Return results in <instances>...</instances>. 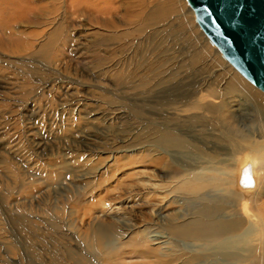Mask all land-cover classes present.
Segmentation results:
<instances>
[{"label": "rangeland", "instance_id": "rangeland-1", "mask_svg": "<svg viewBox=\"0 0 264 264\" xmlns=\"http://www.w3.org/2000/svg\"><path fill=\"white\" fill-rule=\"evenodd\" d=\"M237 143L257 173L264 93L186 0H0V264H229L178 233L215 190L179 184Z\"/></svg>", "mask_w": 264, "mask_h": 264}, {"label": "bare ground", "instance_id": "bare-ground-1", "mask_svg": "<svg viewBox=\"0 0 264 264\" xmlns=\"http://www.w3.org/2000/svg\"><path fill=\"white\" fill-rule=\"evenodd\" d=\"M211 43L213 44V42ZM221 56L227 61V59L222 54ZM233 68L239 74H241L235 67ZM242 76L253 86L264 93L261 88L248 80L244 75ZM253 93L256 94L254 96L260 95L257 92ZM251 96L253 95L251 94ZM260 96L263 98L262 95ZM253 144H256L255 141ZM253 144H232V147L228 149L226 158H224V160H214L211 162V160L208 159L204 161L202 160L201 163L199 161L197 163L199 166L198 171L192 173L190 177H187L186 179L183 178L179 184L180 188L189 190L191 192H197L204 188L214 189V192H216V195L211 197V201L204 200L206 202L209 201L211 206H208L206 203H199L201 208L204 207L205 209H214L215 211L205 210L203 212L201 210L200 212H202V214L200 213V215L197 216L193 221L178 229V233L182 236H191L197 234L198 236L206 238L208 242L213 241L214 245L205 249L203 256L208 258L212 257L215 261L225 259L226 263L232 264L238 263L241 258H245L249 264H257L262 260L264 264L263 208L260 206L255 208L259 217L258 218L256 216L258 219L255 220L254 218L249 217L247 221L239 217L236 211H233L238 199H247L250 195H253L254 197L256 196L258 198L260 196L263 197L262 190H255L259 180V176L257 174L259 171L262 172L264 170V163L260 165L259 171L256 173V162L253 157H251L252 155L249 153L250 149L248 148V146L254 147ZM263 150L264 145H261L259 151L263 152ZM227 158L232 162L229 163ZM246 169L248 170L246 171ZM261 175L264 176L263 173ZM201 201L203 200L201 199ZM223 206H228V210H225L223 212L224 215L220 216L219 219H215V216L210 215L212 212H218V210ZM252 210L251 212H253ZM210 216L212 218H210ZM147 239L148 241L154 240V238ZM183 246V250L191 249L186 253L191 254L190 257L195 259L196 251L199 248L193 245L189 246L184 244ZM175 254L176 253H171L169 255L174 256ZM161 255L166 256V254ZM228 260H230V262H228Z\"/></svg>", "mask_w": 264, "mask_h": 264}, {"label": "water", "instance_id": "water-1", "mask_svg": "<svg viewBox=\"0 0 264 264\" xmlns=\"http://www.w3.org/2000/svg\"><path fill=\"white\" fill-rule=\"evenodd\" d=\"M186 1L207 38L264 91V0Z\"/></svg>", "mask_w": 264, "mask_h": 264}, {"label": "snow or ice", "instance_id": "snow-or-ice-1", "mask_svg": "<svg viewBox=\"0 0 264 264\" xmlns=\"http://www.w3.org/2000/svg\"><path fill=\"white\" fill-rule=\"evenodd\" d=\"M204 10L207 11V8H205ZM247 170H248V169H246V171H247Z\"/></svg>", "mask_w": 264, "mask_h": 264}]
</instances>
